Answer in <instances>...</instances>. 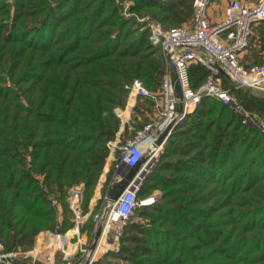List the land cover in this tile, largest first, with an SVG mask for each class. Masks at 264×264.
Listing matches in <instances>:
<instances>
[{"label":"trees","instance_id":"1","mask_svg":"<svg viewBox=\"0 0 264 264\" xmlns=\"http://www.w3.org/2000/svg\"><path fill=\"white\" fill-rule=\"evenodd\" d=\"M192 15V0H0L3 252L23 254L40 232L70 229L72 186L82 185L81 210L88 211L120 129L115 110L126 104L127 85L139 79L155 90L167 69L148 20L176 27ZM187 70L193 87L210 74L200 63ZM252 90L231 86L242 109L264 119V94ZM242 120L230 105L201 99L141 182L138 201L157 188L159 198L138 204L118 250L92 264H264V138ZM118 166L116 155L83 224L88 236Z\"/></svg>","mask_w":264,"mask_h":264},{"label":"built area","instance_id":"2","mask_svg":"<svg viewBox=\"0 0 264 264\" xmlns=\"http://www.w3.org/2000/svg\"><path fill=\"white\" fill-rule=\"evenodd\" d=\"M192 6V20L187 24L164 27L159 20H148L149 40L160 48L167 69L155 90L146 88L139 79H134L127 85L125 107L130 106L129 109L132 110L140 99L149 101L151 110L147 121L131 138L118 146L113 141L108 144L109 152L115 149L120 152L114 184L121 178L118 173L121 168L131 167L143 158L140 172L145 169L148 173L174 128L194 111L203 98L230 105L243 117L244 123L254 126L264 138V119L256 113L244 111L231 93V86L264 91V58L258 64L248 65L241 62V55L249 45L253 27L264 23V0H192ZM219 10L220 15L216 17ZM169 61L175 68L180 96L175 91ZM190 63H200L210 71L209 76L196 87L190 83L187 70ZM223 76L228 83L223 81ZM115 112L121 122L123 118H128L123 108H117ZM168 126L163 142L155 146L154 140ZM137 177L138 173L114 201H108L106 194L104 195L107 204L91 215L94 221L92 234H86L84 239L82 227L93 209L92 199L88 203V211L83 213L82 185L70 187L66 200L73 214V226L64 233L40 232L39 234H47V246L44 247L43 242L36 237L33 248L23 255L42 264H92L104 252L117 251L123 226L132 210L138 204L147 205L153 202L152 197L137 200L142 182V178L136 181ZM100 197L98 194L96 200ZM51 204L59 211V205L54 198ZM99 223L101 232L89 253ZM72 246L75 247L73 254L69 253ZM18 253L20 252H3L0 245V264H13Z\"/></svg>","mask_w":264,"mask_h":264},{"label":"rangeland","instance_id":"3","mask_svg":"<svg viewBox=\"0 0 264 264\" xmlns=\"http://www.w3.org/2000/svg\"><path fill=\"white\" fill-rule=\"evenodd\" d=\"M131 3L127 2V3H124V6L122 9H124L122 12H124V16L125 17H129L130 15H132V13H130L128 7L130 6ZM145 18H140V17H136L137 21L139 22H143L146 20V18H148L147 15L144 16ZM145 19V20H144ZM264 43V38L262 39V41ZM264 56V53L262 54H257L256 51H248L247 50V53L246 55L244 56V60L247 62V63H250L252 61H259L263 58ZM252 92L256 95H259V94H264V91L263 90H260V89H253ZM136 105L138 107L137 110H134L132 109L131 112H130V117L129 119H127V121H125L126 119L124 118L123 119V122H121V119H120V129L119 131L117 132V136H116V139L113 141L115 142V144L118 146L122 143H124L126 140H128L129 138H131L134 134V132L137 130V129H140L141 126L147 121L148 119V113H150V106L149 104L145 101V100H140L138 99L136 101ZM125 109V107L123 108ZM180 124V123H179ZM178 124V125H179ZM111 143V142H109ZM163 152V149L162 151L160 152V154ZM119 151L117 149H115V151H110L109 154L111 155L112 158H115L116 155L119 156ZM159 154V155H160ZM146 155V154H145ZM158 155V156H159ZM109 156V155H108ZM158 156H157V159L156 161L158 160ZM156 161L154 162V164L152 165V168L151 170L154 168L155 164H156ZM150 170V171H151ZM106 179V175L105 174H102L100 175L99 179H98V182L96 184V187L94 189V194L92 196V202H91V205L94 207L95 205L93 204V202H97L98 199L96 200V198L94 197L95 196V192L96 190H98L97 194H99V196L102 195V184L104 183V180ZM104 187V186H103ZM161 194V191L157 188V189H153L152 191H150L147 195L143 196L141 200L143 199H146V198H150L152 197L153 198V201L156 200L157 198H159ZM100 199V198H99ZM98 204V202H97ZM100 210V208H95L93 211L96 212ZM68 234V232L66 233ZM16 252H19V251H16ZM24 258H28L27 259H24ZM31 258L30 257H27V256H24L22 253H18L14 260L16 262V264H30L32 262V259L30 260ZM15 264V263H14Z\"/></svg>","mask_w":264,"mask_h":264},{"label":"water","instance_id":"4","mask_svg":"<svg viewBox=\"0 0 264 264\" xmlns=\"http://www.w3.org/2000/svg\"><path fill=\"white\" fill-rule=\"evenodd\" d=\"M169 66H170L171 75H172V78L174 81L176 94H177V96H180V88H179V83H178V80L176 77L175 68H174L173 63L170 61H169ZM168 128H169V126L158 134V136L154 140L155 146H158L163 142ZM143 163H144V158L140 159L135 165H133L131 167L121 168L118 171V173L121 175V178L119 181H117L112 187H110L107 190L106 198L108 199V201H114L118 197V195L121 193V191L131 182L133 177L135 175H137V173H138V177L136 178V181L139 180L140 178L143 179V177L147 173L145 169H143L140 172V167ZM148 167L149 166L147 165L146 168H148ZM100 232H101V223H99L97 228H96V231H95L94 236H93V240L90 244L89 253H91V251L93 250V248H94V246L98 240Z\"/></svg>","mask_w":264,"mask_h":264},{"label":"crops","instance_id":"5","mask_svg":"<svg viewBox=\"0 0 264 264\" xmlns=\"http://www.w3.org/2000/svg\"><path fill=\"white\" fill-rule=\"evenodd\" d=\"M220 15V10L219 11H217V13H216V17H218ZM264 23L262 24V23H259V24H256L254 27H253V33H252V36H251V43H250V45H248V48L243 52V54L241 55V58H244V56L246 55V53H247V50L248 51H256V53L257 54H262V53H264V46L263 45H261L260 46V43L259 42H261L262 41V39L264 38ZM245 61V60H244ZM246 62V61H245ZM245 64H247V63H245ZM125 107V106H124ZM130 108V106H127V107H125V109H124V114H125V116L126 117H128V118H126V119H129V117H130V112H131V109H129ZM124 119V118H123ZM112 157H111V155L109 154V156L107 157V159H106V161H105V164H104V168H103V170H102V174H105L106 175V173H107V171H108V169H109V167H110V164H111V162H112ZM145 177V176H144ZM115 180H116V178H114ZM144 179V178H143ZM143 179H142V181H143ZM105 181V180H104ZM97 193H99V192H97V190H96V192H95V198L98 196V194ZM86 231H82V239H84L85 237H86ZM39 237V241H42L43 242V246L44 247H46L47 246V244H48V240H47V234H44V233H42V234H38L37 235V238ZM74 249H75V247L74 246H72L70 249H69V253H71V254H73V252H74ZM44 250H46V249H44ZM26 254V253H25Z\"/></svg>","mask_w":264,"mask_h":264}]
</instances>
